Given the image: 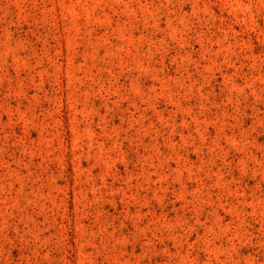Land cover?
Wrapping results in <instances>:
<instances>
[{"label": "rangeland", "instance_id": "obj_1", "mask_svg": "<svg viewBox=\"0 0 264 264\" xmlns=\"http://www.w3.org/2000/svg\"><path fill=\"white\" fill-rule=\"evenodd\" d=\"M0 264H264V0H0Z\"/></svg>", "mask_w": 264, "mask_h": 264}]
</instances>
